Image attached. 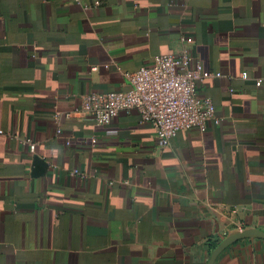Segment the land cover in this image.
Wrapping results in <instances>:
<instances>
[{
    "label": "crops",
    "instance_id": "1",
    "mask_svg": "<svg viewBox=\"0 0 264 264\" xmlns=\"http://www.w3.org/2000/svg\"><path fill=\"white\" fill-rule=\"evenodd\" d=\"M184 46L217 123L163 146L136 110L64 117ZM238 228L264 231V0H0V264H206Z\"/></svg>",
    "mask_w": 264,
    "mask_h": 264
},
{
    "label": "built area",
    "instance_id": "2",
    "mask_svg": "<svg viewBox=\"0 0 264 264\" xmlns=\"http://www.w3.org/2000/svg\"><path fill=\"white\" fill-rule=\"evenodd\" d=\"M180 40L187 45L192 42L184 35ZM219 75L205 70L189 46H184L178 53L156 55L150 65L124 72L127 90L85 94L78 107L63 115L90 118L104 125L121 111L136 110L140 121L149 124L160 143L167 146L180 129H204L209 121L218 122L211 98L200 94V87L205 79ZM243 77L247 74L243 73ZM260 83V79L255 82ZM59 115L55 113V117ZM26 143L32 152L34 142Z\"/></svg>",
    "mask_w": 264,
    "mask_h": 264
},
{
    "label": "water",
    "instance_id": "3",
    "mask_svg": "<svg viewBox=\"0 0 264 264\" xmlns=\"http://www.w3.org/2000/svg\"><path fill=\"white\" fill-rule=\"evenodd\" d=\"M35 173L36 171H34V174ZM251 237H258L264 239V231L258 228H247L241 231H234L228 234L225 238L221 240V242L213 250H211L206 264H214L217 256L234 242L243 238H251Z\"/></svg>",
    "mask_w": 264,
    "mask_h": 264
},
{
    "label": "trees",
    "instance_id": "4",
    "mask_svg": "<svg viewBox=\"0 0 264 264\" xmlns=\"http://www.w3.org/2000/svg\"><path fill=\"white\" fill-rule=\"evenodd\" d=\"M215 247V243H211L210 245H209V248L210 249H213Z\"/></svg>",
    "mask_w": 264,
    "mask_h": 264
}]
</instances>
